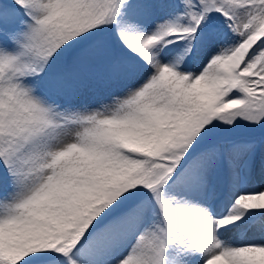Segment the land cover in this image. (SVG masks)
<instances>
[{
    "label": "snow or ice",
    "instance_id": "snow-or-ice-1",
    "mask_svg": "<svg viewBox=\"0 0 264 264\" xmlns=\"http://www.w3.org/2000/svg\"><path fill=\"white\" fill-rule=\"evenodd\" d=\"M0 264H264V0H0Z\"/></svg>",
    "mask_w": 264,
    "mask_h": 264
}]
</instances>
